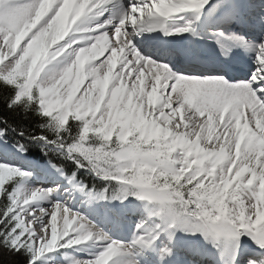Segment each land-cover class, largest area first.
<instances>
[{
	"label": "snow or ice",
	"instance_id": "6c2138e0",
	"mask_svg": "<svg viewBox=\"0 0 264 264\" xmlns=\"http://www.w3.org/2000/svg\"><path fill=\"white\" fill-rule=\"evenodd\" d=\"M109 3L0 0V83L14 90L9 108L35 104L38 114L49 118L52 138L39 134L29 141L41 143L45 155L59 153L77 169L119 184L120 199L131 195L150 203V218L159 223L149 228L148 220L142 221L125 246L94 231L85 217L62 203L32 207L56 189L9 193L11 181L30 173L0 163V199L7 196L8 201L0 209V245L25 250L28 264H35L58 246L95 236L107 242L92 259L76 264H116L133 247L153 254L145 264H168L175 233L181 231L203 237L213 248L231 249V264H238L246 236L259 249L247 264H264V5L256 16L238 0H136L111 31L84 37L86 46L74 48L75 36L66 41L89 14ZM187 12L196 21L216 13L214 36L225 56L229 45L254 54L247 79L176 74L131 43L129 27L196 35L193 20L166 26ZM233 22L258 27L259 33L254 38L226 33ZM112 23L109 19L98 28ZM105 53L102 63H92ZM52 61L56 66L45 73ZM70 120L82 122L78 137L62 134ZM5 131L0 129V135Z\"/></svg>",
	"mask_w": 264,
	"mask_h": 264
},
{
	"label": "bare ground",
	"instance_id": "6f19581e",
	"mask_svg": "<svg viewBox=\"0 0 264 264\" xmlns=\"http://www.w3.org/2000/svg\"><path fill=\"white\" fill-rule=\"evenodd\" d=\"M255 7V5H253ZM128 9V7L123 6L120 0H111V3L105 5L102 9L97 10V12H94L92 14H89L88 17L85 18V20L81 23L80 29L70 34L69 37H66V41H70L72 36H75L78 43L73 45L74 48H79L82 46H86V41L84 37L86 36H94L99 34L100 32H103L105 30L111 31L112 28L118 23L120 16ZM253 13L258 16L260 13L259 9H252ZM99 12H102L103 14L100 15ZM213 15H216V13H212ZM245 11H241V15H245ZM183 16V19H180V24H184L188 20H193L194 13L187 12L181 14ZM185 18V20H184ZM112 19V25H109L107 29L105 28H98L99 25H103L105 21ZM184 20V21H183ZM231 25V24H230ZM230 25L226 28V33H233L230 30ZM175 26V25H174ZM195 26V21L193 24V27ZM230 26V27H229ZM239 26V27H238ZM236 29L237 32H241L242 28L244 26L237 24L233 27ZM85 29H90L91 31H84ZM216 29V28H214ZM247 33L244 35L249 38H254L259 33V28L253 26L248 27ZM133 29L129 27L128 31H131V43L135 46L137 51H139L145 58L152 59L157 62H163L168 65L167 59H157L152 56H150V51L145 49L143 46H136L134 36H133ZM239 34V33H237ZM205 36V34L203 33ZM112 41L109 43L111 44ZM228 54L227 56H222L224 58L229 59L236 65H250L254 67L253 64V58L254 54L246 52L241 47H232L231 45L228 46ZM207 50L215 56L221 57V54L224 55L220 49V47L216 43V39L213 41L207 42ZM217 52V53H216ZM108 53H105L104 56L98 57L96 61L92 63H102L105 59ZM58 59H63V57H60ZM248 61H250L248 63ZM56 61H52L49 63L45 68V73L49 72V69L56 66ZM64 65H60V67H63ZM87 68V64L85 66ZM117 69H119V62L117 63ZM172 72L176 74H185V75H192L191 73H188L189 71H192L191 69H170ZM59 71V68L57 69ZM116 70H114L115 72ZM44 74H42L43 76ZM88 83V80H85V84L82 85L81 92L77 93V95L82 94L83 87L86 86ZM111 87V84L109 85ZM78 122V121H77ZM81 122V121H80ZM79 126L80 123L78 122ZM82 124V122H81ZM10 164V163H5ZM14 166H18L21 169L27 171L30 173V175L21 178L14 179L10 183L18 182V186L15 189L16 191H19L21 194L28 193L31 190L35 189H56L55 192H53L49 196H45L42 199L33 202L32 207H50L52 203H61L62 197L60 195V192H58L60 189L66 186V184L62 183V179L60 178V169L58 171L53 170L52 168L48 167H42L41 170H39L38 167L36 168H26L23 165H16V164H10ZM10 183L7 185L9 186ZM54 183H60L58 185H54ZM67 195H70V198L68 202H65V206L68 207L70 210H72L75 213H79L81 216L85 217L87 221L94 227V231L100 232L103 234H106L107 237L111 238L112 240H116L118 242H122L125 246H128L131 241L134 239V235L136 233V226L142 222V219L139 220V223L136 224L133 222V220H136L133 215H139L142 217L145 212L138 211L136 209H133L132 211L128 212L127 214L121 213L117 210L113 209H104L101 208L102 205L97 203L96 201L92 200L89 195H85L84 193H77L73 190L71 191H64ZM73 192V193H72ZM72 201V202H71ZM147 217V216H146ZM148 220V219H146ZM154 222L152 220H148L147 227H154ZM245 240H247L245 236ZM107 241L105 240H97L94 236L92 240H89L88 242L75 245L78 250L76 251V255H79L81 257L91 258L94 257V255L99 252L104 243ZM175 248H179L177 253H174V256L168 261V264H190V260H193L194 258L190 257V254H195L196 256H200V259H194L193 261H196V264H231V258L232 254L229 253V250L223 249L219 253V249L213 248L212 246H209L207 249H196L195 246H189L190 251L186 252V246L185 242H176V239L174 240ZM87 245V246H86ZM95 245V246H93ZM191 245H196L195 243H192ZM251 245L247 244L245 245V249L248 250V247ZM255 246V245H254ZM256 247V246H255ZM174 248V249H175ZM243 248H240V254L237 256L238 264H242V251ZM257 249V248H256ZM72 250V246L64 247L63 252L67 253ZM139 250L141 253H139ZM259 250H255V252H258ZM55 251L47 252L44 255L41 256V259L44 261L48 257L54 254ZM55 256V255H54ZM55 258V257H54ZM153 259V254L151 252H146L143 249L139 247H133L128 252H126L122 257H118L116 259V264H129L130 261L138 260L140 264H145L146 261ZM188 260L189 263H186L185 260ZM72 264H76L77 261L75 258L73 260H70ZM83 262V261H81Z\"/></svg>",
	"mask_w": 264,
	"mask_h": 264
},
{
	"label": "trees",
	"instance_id": "16d2710c",
	"mask_svg": "<svg viewBox=\"0 0 264 264\" xmlns=\"http://www.w3.org/2000/svg\"><path fill=\"white\" fill-rule=\"evenodd\" d=\"M13 92L14 90L12 88H8L3 83H0V129H6L3 136L12 143L18 145L23 143L24 148L32 158L41 163L50 162L62 168L70 178L78 184L86 186L88 191L99 194L106 201L121 200L119 198L121 195L119 184L105 181L89 169H77L76 164L71 159L59 153L49 152L48 155H45L41 150V143L29 141L27 139L29 136H37L39 134H44L52 138L53 133L47 128L49 118L38 114L35 104L27 108L23 104L9 108L8 102ZM42 125L44 127H41ZM66 129L67 131H62L63 135L70 134L72 137H78L80 128L76 121L70 120ZM19 132H23L25 135L21 137L18 135ZM91 143L98 144L95 141ZM74 173L75 175H73ZM11 190L12 188L8 192L10 193ZM124 199L135 200L137 198L129 195ZM7 202V196L0 199V209L6 207ZM29 258V254L23 249L20 252L9 251L6 247L0 245V264H28Z\"/></svg>",
	"mask_w": 264,
	"mask_h": 264
},
{
	"label": "rangeland",
	"instance_id": "374dc122",
	"mask_svg": "<svg viewBox=\"0 0 264 264\" xmlns=\"http://www.w3.org/2000/svg\"><path fill=\"white\" fill-rule=\"evenodd\" d=\"M217 55H220L221 57L222 56L225 57V55H221V54H217ZM249 62L250 61H248V63ZM78 122L80 123V127H79V125H78V127L81 128L82 124H81L80 121H78ZM95 142L96 143H100L98 140L95 141ZM31 164L34 165V163H31ZM43 165L48 167V168H52L53 170L58 171V169L55 168L51 164H43ZM59 173H60V178L63 181L62 183L66 184L65 187H63L62 189H60L58 191V192H60V195L62 197V200H61L62 204H65V202L67 203L69 198H70V195H67L64 191L65 190H67V191L73 190L74 192H77V193L81 192V193H84L85 195H89V197L92 200H94L97 203H99L100 205H102L101 208H104V209H113V210H117V211H119L121 213H124V214L125 213L127 214L128 212L132 211L133 209L145 212V214L142 217H140L139 215H133L134 218L136 219V220H133V222L136 223V224L139 223L140 219H142V221L148 219V220H152L154 223H159V220H157L155 217H151L150 218L151 209H152V205L150 203L144 202V201H140L139 199L138 200H130L128 203L124 202V201H118V202H114V203L107 202L102 197H100V196H98L96 194L90 193V192H88L86 190H81V185L77 184L74 180L70 179L64 173V171L61 170ZM19 180H21V178H19ZM16 183H18V182L16 181V182L10 183V185L7 186V187L15 186V188L13 190V192H15ZM55 184L58 185L60 183H54V185ZM246 238H247V240H245V237L241 238L240 248H242L243 246L245 247V245L249 244L251 246L248 247V248H250L252 250H256V247L254 246L252 241L249 240L248 237H246ZM175 239H176V242H185L187 244V245H185L186 246V250L191 248V247L189 248V246H195L196 249H202V250L203 249H207L209 246H211V244L205 242L203 237L199 236V237L194 239L193 236L187 235V234H185L184 232H181V231H176ZM192 243H195L196 245H191ZM60 244L62 245L63 241H61ZM93 246H95V245H93ZM64 247L65 246H58L56 249L53 250V251H55L54 254L51 255L50 257H48L44 261L41 259V257H39L38 259L35 260V264H72V262L70 260H73L74 258H75V260H79V261H88V260L93 258V257L86 258V257H81L79 255H76V253H77L76 251L78 249L75 248L76 247L75 245H72V250L67 252V253L63 252ZM223 249L229 250V253L232 254L231 249L223 248V247L219 249V253ZM178 250H179V248L176 247L174 249V253H177ZM139 253H141L140 250H139Z\"/></svg>",
	"mask_w": 264,
	"mask_h": 264
}]
</instances>
